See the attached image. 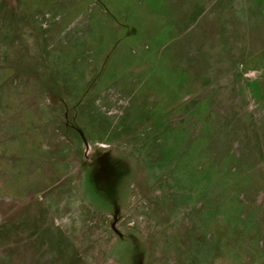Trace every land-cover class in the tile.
<instances>
[{"label": "rangeland", "instance_id": "obj_1", "mask_svg": "<svg viewBox=\"0 0 264 264\" xmlns=\"http://www.w3.org/2000/svg\"><path fill=\"white\" fill-rule=\"evenodd\" d=\"M0 264H264V0H0Z\"/></svg>", "mask_w": 264, "mask_h": 264}, {"label": "clouds", "instance_id": "obj_2", "mask_svg": "<svg viewBox=\"0 0 264 264\" xmlns=\"http://www.w3.org/2000/svg\"><path fill=\"white\" fill-rule=\"evenodd\" d=\"M68 221H67V219L65 220V223H67Z\"/></svg>", "mask_w": 264, "mask_h": 264}]
</instances>
